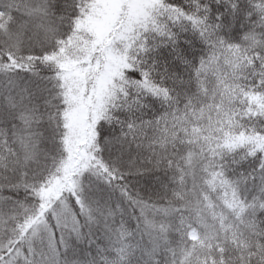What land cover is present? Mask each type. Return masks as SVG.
<instances>
[{
	"label": "snow or ice",
	"instance_id": "snow-or-ice-1",
	"mask_svg": "<svg viewBox=\"0 0 264 264\" xmlns=\"http://www.w3.org/2000/svg\"><path fill=\"white\" fill-rule=\"evenodd\" d=\"M0 264H264V0H0Z\"/></svg>",
	"mask_w": 264,
	"mask_h": 264
}]
</instances>
